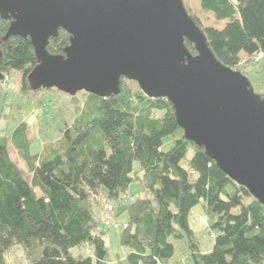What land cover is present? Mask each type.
<instances>
[{
  "label": "trees",
  "instance_id": "1",
  "mask_svg": "<svg viewBox=\"0 0 264 264\" xmlns=\"http://www.w3.org/2000/svg\"><path fill=\"white\" fill-rule=\"evenodd\" d=\"M198 2L213 23L184 3L221 62L241 70L264 51V0ZM10 23L0 13V70L19 73L21 92L35 91V48L30 37L5 39ZM69 41L60 28L46 48L62 53ZM28 130L25 120L0 130V264H18L7 257L16 245L25 264H264V203L184 135L169 99L146 95L136 80L121 77L107 96L88 92L68 133L40 150ZM135 182L140 188L129 192ZM200 202L207 249L192 224ZM111 227L123 252L110 247Z\"/></svg>",
  "mask_w": 264,
  "mask_h": 264
},
{
  "label": "water",
  "instance_id": "2",
  "mask_svg": "<svg viewBox=\"0 0 264 264\" xmlns=\"http://www.w3.org/2000/svg\"><path fill=\"white\" fill-rule=\"evenodd\" d=\"M0 13L11 19L5 39L32 41L34 89L107 96L121 77L136 80L146 95L169 99L184 135L264 203V94L216 57L184 0H0ZM60 28L70 41L51 53Z\"/></svg>",
  "mask_w": 264,
  "mask_h": 264
},
{
  "label": "rangeland",
  "instance_id": "3",
  "mask_svg": "<svg viewBox=\"0 0 264 264\" xmlns=\"http://www.w3.org/2000/svg\"><path fill=\"white\" fill-rule=\"evenodd\" d=\"M184 2L203 19L205 24L214 22V15L209 11L202 10L198 0H184ZM223 24L224 20L221 21L220 26ZM247 60L246 62L243 60L244 63L242 62L243 64L240 66L241 71L258 88L259 91L257 92H264V56L260 61ZM4 74L6 79L0 83V87L4 85L5 90L0 95V130L2 132L7 130L10 133L21 120L27 121L29 125L28 134L32 139L34 151L40 150L46 141L56 140L64 133H68V128L82 109L84 100L88 95L87 91L80 90L75 94H69L50 86L28 93L21 92L17 84L19 73L12 70ZM131 83L133 87H136L133 82ZM138 188L140 186L137 182L132 183L129 192H134ZM201 216L207 218L202 202L195 205L192 211V224L202 231L203 226L199 220ZM115 229L111 227L107 232L110 247L113 251L123 252ZM202 233L205 241L203 248L207 249L210 247L209 231L204 229ZM24 254V249L20 245H16L10 250L7 257L15 263L25 264ZM185 264H195V262L186 257Z\"/></svg>",
  "mask_w": 264,
  "mask_h": 264
},
{
  "label": "built area",
  "instance_id": "4",
  "mask_svg": "<svg viewBox=\"0 0 264 264\" xmlns=\"http://www.w3.org/2000/svg\"><path fill=\"white\" fill-rule=\"evenodd\" d=\"M263 56H264V51L261 50V51L255 53L253 55L252 59H253V61H260ZM5 79H6V76L4 75V78L0 79V83L3 82ZM199 220H200V222H201V224H202V226L204 228L209 226L208 219L206 217L201 216L199 218ZM111 223H112V220H110V219H108V220L105 221V224L107 226L111 225ZM123 226H126V224H123ZM211 235L214 236V232H211Z\"/></svg>",
  "mask_w": 264,
  "mask_h": 264
},
{
  "label": "clouds",
  "instance_id": "5",
  "mask_svg": "<svg viewBox=\"0 0 264 264\" xmlns=\"http://www.w3.org/2000/svg\"><path fill=\"white\" fill-rule=\"evenodd\" d=\"M5 75V74H4Z\"/></svg>",
  "mask_w": 264,
  "mask_h": 264
}]
</instances>
